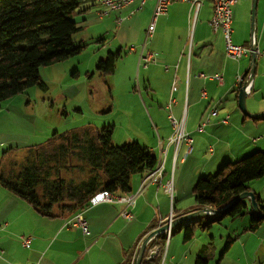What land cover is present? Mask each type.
<instances>
[{
	"label": "crops",
	"instance_id": "1",
	"mask_svg": "<svg viewBox=\"0 0 264 264\" xmlns=\"http://www.w3.org/2000/svg\"><path fill=\"white\" fill-rule=\"evenodd\" d=\"M252 2L236 0L232 7L235 44L251 45ZM96 3L97 0H84L80 13L84 22L94 14ZM155 6V0L142 5L135 0L108 15L119 27L117 37L121 32L124 37L142 28L138 35H130L125 43L131 45L126 50L122 46L116 50L122 55L111 74L109 111L118 105L125 113L129 126L144 143L137 141L158 158V163L162 162L161 179L148 183L131 206L90 202L84 208L67 211L55 205L49 215L40 213L0 182V264H133L138 248L150 232L169 219L196 210V204L187 206L183 198L186 189L193 182L195 185L197 171L204 167L208 172L200 175L211 174L232 157L238 159L262 149L264 129L260 138L252 136L253 128L257 130L264 119L244 114L238 104V77H243L251 65L250 55L239 60L227 55L222 31H215L210 25L212 0H202L198 9L190 2L171 3L167 12L157 18L154 33L146 39ZM257 7L254 19L257 45L264 50V0H258ZM148 53L153 54V60L145 64ZM261 58L264 57L257 59L246 98L251 114L264 112V65L258 63ZM119 67L123 83L117 86ZM215 75H221L222 80ZM114 94L118 97L116 103ZM214 109L217 114L210 115ZM172 117L183 121L185 131L193 138L189 154L185 141L178 147L170 141L174 133ZM206 119L209 120L204 129L198 130ZM117 127L114 123L113 142L120 145ZM237 132L245 137L240 151L250 145L240 156L233 147ZM145 175L132 176L130 193H137ZM169 181L173 183V193L166 190ZM128 212L132 214L130 219L126 216ZM79 215L87 221V231L77 223ZM197 222L199 219L189 241L183 238L182 225L172 228L170 236L162 233L154 237L157 251L152 254L150 264H195L201 250L206 251L208 264H223L233 244L221 256L226 241L223 242L222 233L197 231L200 228ZM26 238L29 246L24 244Z\"/></svg>",
	"mask_w": 264,
	"mask_h": 264
},
{
	"label": "trees",
	"instance_id": "2",
	"mask_svg": "<svg viewBox=\"0 0 264 264\" xmlns=\"http://www.w3.org/2000/svg\"><path fill=\"white\" fill-rule=\"evenodd\" d=\"M81 2L84 0H0V103L30 87L45 88L40 76L42 66L82 52L85 45L75 41L82 30L75 19ZM121 55L120 50L108 52L98 60L97 70L102 75L112 74ZM12 160L0 170V182L45 215L55 205L67 211L84 208L99 191L129 194L132 176L151 172L158 165V158L138 141L115 144L113 125L102 129L88 125L56 133L48 142L30 148L21 161ZM263 176L264 149L225 162L215 174L196 180V209H220L251 190V182ZM256 197L264 211L263 200ZM249 206L243 199L222 215L200 218L198 226L209 230L225 216L236 218L250 213L249 229L256 230L264 218L256 217ZM195 222L182 225L185 241L193 238ZM235 240L227 236L221 256ZM145 260L143 264H150L151 259ZM195 264H208L206 251L197 254Z\"/></svg>",
	"mask_w": 264,
	"mask_h": 264
},
{
	"label": "rangeland",
	"instance_id": "3",
	"mask_svg": "<svg viewBox=\"0 0 264 264\" xmlns=\"http://www.w3.org/2000/svg\"><path fill=\"white\" fill-rule=\"evenodd\" d=\"M96 6L94 14L86 22L80 16L82 6L76 11L75 19L78 26L82 28L85 26L84 30L75 35L76 44L85 45L82 52L64 61L42 66L40 76L46 84L45 88L30 87L25 92L0 103V170L6 163L10 164L11 159H13L12 161H21L30 148L48 142L56 133L59 135L88 125L102 129L115 123L118 126L117 136L120 138L118 144L129 142L128 140H139L144 143L143 139H139L141 137H137L138 134L133 132L129 126L128 118L118 108V105L114 110L109 111V105L112 103V91L110 90L112 89L110 81L112 75H102L96 68L98 60L105 58L108 52H115L121 46L123 50H126L131 45V43H125L130 35L131 37L138 35L142 28L124 37L121 32L117 37L119 27L113 19H109L110 13L100 17L99 10L102 9V6L97 3ZM123 55L125 54L123 53ZM258 63L264 65V58L259 59ZM116 76V85H122L123 78L120 67ZM114 96L116 103L118 97L116 94ZM247 109L249 110L248 105ZM260 121L259 128L257 130L253 128L255 134L252 137H261L264 120ZM129 136L132 138L128 139ZM244 140L245 137L242 133L235 134L233 147L236 155L240 156V152L249 149L250 145H247L240 151V145ZM246 141L248 142V140ZM260 146H262L260 150H263L264 140ZM251 153L242 155L238 159L232 157L225 162H234ZM5 154L9 155L5 157ZM217 171L218 169L211 174H215ZM200 172L208 171L203 167L197 171L195 179L197 176V179L202 176ZM193 185L194 182L185 191L183 202L187 206L195 204ZM250 186L260 194L264 204V176L253 180ZM170 220L172 219L165 223ZM250 222V213L236 218L225 216L220 222L214 223L211 229L202 230L199 228L197 231L221 232L224 237L223 242L228 235L238 236L223 264H264V220L256 230L249 229ZM164 233L170 236L168 234H171V231ZM153 241L152 238L148 244L147 256L155 254L157 251Z\"/></svg>",
	"mask_w": 264,
	"mask_h": 264
},
{
	"label": "built area",
	"instance_id": "4",
	"mask_svg": "<svg viewBox=\"0 0 264 264\" xmlns=\"http://www.w3.org/2000/svg\"><path fill=\"white\" fill-rule=\"evenodd\" d=\"M135 0H97L98 4L102 6V9L99 10L100 16L106 15L113 11L121 10L131 3H133ZM147 0H140L141 5L144 4ZM156 6L153 13V20L150 23L148 30H147V37L146 39L151 36L155 31V24L156 20L160 15H163L167 12L168 7L171 3L176 1H185L190 2L193 6H195L196 9L199 8V6L202 4V0H155ZM213 2V14L210 20V25L212 28L216 30H221L224 39H225V51L227 55L233 59L239 60L245 56H249L251 54V45H241V44H235L232 41V33H233V12L232 7L236 3V0H212ZM121 21V18H118V22ZM257 58L264 57V50H260L258 48L257 50ZM153 58V54L148 53L144 59L145 64H148ZM215 77L219 80H222L221 75H215ZM243 81V78L240 76L238 77V82L241 83ZM217 110L214 109L211 111L210 115H216ZM173 122L174 127V133L170 138L171 142H174L177 147L185 141L188 145V151L187 154H189L192 150V142L193 138L185 131L184 123L183 121H178L174 117L171 118ZM209 119H206L199 127L198 130L202 131L204 129V126L206 125V122ZM163 169L164 166L161 163H158L157 167L151 171L146 173L145 177L142 180V184L137 191L136 194L129 193V194H114L110 193L108 191H99L95 195H93L90 199V202L92 204H96L99 202H119L124 203L128 206L134 205L136 202L137 195L143 190V188L151 182H158L162 175H163ZM166 190L169 193H173V183L172 181H169L166 185ZM126 216L130 219L132 218V214L128 212ZM77 223L81 225L84 228V231H87V221L82 217V215H79L77 217ZM171 231V229H170ZM24 244L26 246H29V239H24ZM155 250V249H154ZM147 260L152 258V255H148Z\"/></svg>",
	"mask_w": 264,
	"mask_h": 264
},
{
	"label": "water",
	"instance_id": "5",
	"mask_svg": "<svg viewBox=\"0 0 264 264\" xmlns=\"http://www.w3.org/2000/svg\"><path fill=\"white\" fill-rule=\"evenodd\" d=\"M257 2L258 0H253V10H252V19H253V24H252V38H251V54H250V60H251V65L249 66L248 70L246 73L243 75V81L240 83V89H239V99H238V104L242 112L246 115H249L253 118L256 119H264V112L262 113H257V114H251L249 113L247 109V104H246V98L248 94V87L251 83V81L254 78L255 72H256V64H257V50H258V45H257V35H256V29L254 25V19L256 15V7H257ZM249 200L250 207L253 211V214L258 217V218H264V211L262 210L259 201L257 200L256 193L251 190H247L238 196H236L234 199H232L228 204H226L224 207L220 209H213L211 207H202L200 209H196L194 211H191L187 214L181 215L177 218H174L170 220L167 223H164L163 225L159 226L152 232H150L145 239H143L140 247L138 248L136 252V256L134 259L133 264H143V260L146 254V250L148 247L149 242L151 241L152 238L162 234L164 231L172 229L176 226L179 225H186L189 224L192 221L198 220L202 217H207L211 215H222L226 213L228 210H230L233 206H235L239 201L241 200Z\"/></svg>",
	"mask_w": 264,
	"mask_h": 264
},
{
	"label": "bare ground",
	"instance_id": "6",
	"mask_svg": "<svg viewBox=\"0 0 264 264\" xmlns=\"http://www.w3.org/2000/svg\"><path fill=\"white\" fill-rule=\"evenodd\" d=\"M166 231H170V229H169V230H166ZM164 232H165V231H164ZM164 232H163V233H164ZM168 235H170V234H168Z\"/></svg>",
	"mask_w": 264,
	"mask_h": 264
}]
</instances>
